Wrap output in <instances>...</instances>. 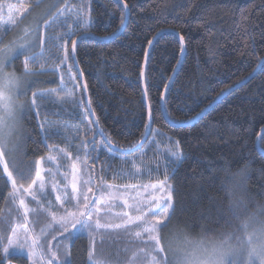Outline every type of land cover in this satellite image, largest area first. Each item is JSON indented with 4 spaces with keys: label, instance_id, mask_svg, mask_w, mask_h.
<instances>
[{
    "label": "trees",
    "instance_id": "trees-1",
    "mask_svg": "<svg viewBox=\"0 0 264 264\" xmlns=\"http://www.w3.org/2000/svg\"><path fill=\"white\" fill-rule=\"evenodd\" d=\"M20 1L30 5L35 2ZM121 1L129 9L123 33L109 41L87 39L79 42L77 56L100 127L114 143L125 148L141 141L145 132L147 109L141 84L142 69L149 41L157 34L170 31L184 37L186 55L164 103L168 118L175 124H184L197 117L224 92L249 77L264 58V0ZM92 16L94 36L108 38L121 29L125 11L116 0H92ZM180 54L178 38L172 33L162 35L148 58L145 87L151 108V129L159 132L158 148L164 150L178 141L187 157L176 173L173 175L169 170L168 176L175 190L174 218L190 221L197 217L216 190L213 170L226 162L233 168L248 163L253 169V192L264 193V154L256 148L257 138L264 129V64L249 83L227 95L202 118L190 126L174 128L162 114L161 98ZM20 62L18 59L15 64ZM42 111L49 113V121L79 124L78 112L68 115L51 103L45 104ZM54 112L57 114L52 115ZM43 119L42 115L33 113L23 121L30 156L46 154L43 146L37 150L32 142L33 137L37 140L41 137L38 125ZM151 140L149 136L147 141ZM50 143L66 146L62 136L53 137ZM151 147L145 143L146 149ZM260 150L264 152V134ZM69 151L75 158L76 150L69 148ZM105 158L102 153L96 166L106 169L100 173L103 182L115 188L165 179L162 166L159 172L154 170L151 175L116 176L122 161L116 158L105 164ZM158 158V152L149 150L146 164L155 169ZM2 183L0 181V186ZM100 183L98 179L96 184ZM4 195L0 187V206ZM119 247L118 244L103 247L98 244L96 251L99 256L114 260ZM68 248L70 255L66 264H90L86 237L74 240ZM63 252H60L62 258ZM120 258L122 262L127 255L121 251ZM0 264L4 261L0 260ZM7 264H29V261L12 255Z\"/></svg>",
    "mask_w": 264,
    "mask_h": 264
},
{
    "label": "snow or ice",
    "instance_id": "snow-or-ice-1",
    "mask_svg": "<svg viewBox=\"0 0 264 264\" xmlns=\"http://www.w3.org/2000/svg\"><path fill=\"white\" fill-rule=\"evenodd\" d=\"M44 2L35 0V7ZM8 8L7 23L14 26V32L19 29V34L9 40V33L0 30V181L3 182L0 187L5 192L0 206V260L7 264L9 253L15 251L26 252L30 264H54V261L66 264L70 255L68 245L86 237L90 264H167L163 233L176 214L175 190L168 172L174 175L187 157L178 141L164 150L158 148L159 132L149 127L150 106L149 124L145 125L142 140L126 148L113 142L100 127L98 117L93 119L95 109L91 96L87 95L88 82L83 79L77 56L78 40L83 43L89 37L95 39L92 0H60L50 4L53 11L23 28L18 17L28 8L17 10V16L11 15L12 5ZM124 8L127 9V4ZM124 23L122 16L121 25ZM179 40L183 55L184 37L179 36ZM20 58L22 68L17 73L15 63ZM45 76L55 78L56 86L43 87L47 81L40 78ZM48 103L68 115L78 112L79 124L49 121V113L42 111ZM163 110L167 113L166 104ZM33 113L44 117L38 125L41 137L39 140L33 137L32 142L37 150L43 146L45 155L28 153L23 120ZM56 136H62L65 147L50 143ZM148 136H152L151 141H147ZM145 142L152 147L146 149ZM69 148L76 150L75 158ZM149 150L159 154L155 169L145 161ZM102 153L105 164L116 158L122 161L116 176L151 175L162 166L165 179L143 186H121L117 193L127 194V198H122L113 192V185L103 182L100 173L106 169L96 166ZM61 168L66 171L61 172ZM117 206L123 211L114 212ZM57 236L63 239L54 247L51 241ZM98 244L120 245L116 258L99 256ZM121 251L127 255L122 262Z\"/></svg>",
    "mask_w": 264,
    "mask_h": 264
},
{
    "label": "clouds",
    "instance_id": "clouds-1",
    "mask_svg": "<svg viewBox=\"0 0 264 264\" xmlns=\"http://www.w3.org/2000/svg\"><path fill=\"white\" fill-rule=\"evenodd\" d=\"M248 163L215 168L216 190L194 220L164 230L167 264H264V193Z\"/></svg>",
    "mask_w": 264,
    "mask_h": 264
},
{
    "label": "rangeland",
    "instance_id": "rangeland-1",
    "mask_svg": "<svg viewBox=\"0 0 264 264\" xmlns=\"http://www.w3.org/2000/svg\"><path fill=\"white\" fill-rule=\"evenodd\" d=\"M59 2H60V0H45V2L40 7H35V2L32 4L31 7H29L30 4H25L24 2H22L20 0H0V6H2V7H0V30L6 31L7 33H9V35L7 37L9 40L13 39L15 36H17L19 34V29L14 32V31H12V28L14 26L11 25L10 23H7L8 16L10 14L8 5L13 6V8L11 10V15H13V16L18 15L17 10L22 11L23 8H25V7L28 8L27 12H24L22 16L18 17V24H19L20 28H23V27H29L32 24H34L37 20H42L43 18H45L51 11L54 10V9L49 8V5L50 4L55 5ZM20 59L22 60V58H20ZM21 68H22L21 62L17 65L15 64V70L17 71V73L20 72ZM40 79L47 81V83L42 85L43 87H50V86H53L55 83H57L55 78H49L47 76L41 77ZM23 126H24V124H23ZM174 145L175 144L173 143L171 146H174ZM61 163H63V161H61ZM78 167H82V166L78 165ZM60 171L64 172V171H66V168H61ZM57 180L61 181V178L58 176ZM61 183H62V181H61ZM153 183H156V182H153ZM153 183H149V184H153ZM145 185H148V184H145ZM138 186H143V185H138ZM117 189H120V188L114 187L113 192L117 193ZM140 191L143 192L142 187L140 188ZM93 192H96L95 187L93 188ZM117 194L121 195L122 198H127V194H124L122 192L117 193ZM144 194L147 195V193H144ZM89 195H92V193H89ZM113 211L114 212H120V211H123V209L117 206V207L113 208ZM62 239H63V237L57 236L55 240L51 241V243L55 247L57 242L62 240ZM63 250H64V248L62 246L60 252ZM12 255L23 257V258H26L28 260L26 252L24 254H20L19 252H15V251L10 252L8 257H10ZM29 264H30V262H29ZM54 264H55V261H54Z\"/></svg>",
    "mask_w": 264,
    "mask_h": 264
},
{
    "label": "water",
    "instance_id": "water-1",
    "mask_svg": "<svg viewBox=\"0 0 264 264\" xmlns=\"http://www.w3.org/2000/svg\"><path fill=\"white\" fill-rule=\"evenodd\" d=\"M121 6L122 8L124 9L125 11V23L124 25L121 27V29L113 36L111 37H108V38H98V37H95V39H93L92 37H89L88 39H93V40H96V41H99V42H104V41H109V40H113V39H116L118 38L122 33L123 31L125 30L127 24H128V19H129V9H125L124 8V3L121 1V0H116ZM166 33H172L174 34L178 40H179V36L174 33V32H170V31H167V32H161L159 33V35L157 34L153 40L151 41V45H149L148 49H147V59H146V56H145V60H144V63H143V69H142V78H141V84H142V91H143V98H144V102H145V105H146V109H147V124H149V120H148V112H149V104H148V101H147V95H146V92H145V73H146V66H147V62H148V58L150 56V53H151V50H152V47L153 45L155 44V42L164 34ZM80 41L78 40L77 41V44L79 43ZM180 42V40H179ZM180 45H181V42H180ZM182 46V45H181ZM183 47L185 49V45H184V42H183ZM186 50V49H185ZM185 55H186V52L182 55L180 54V58H179V62L169 80V82L167 83V86L165 87V90L163 92V95H162V98H161V111H162V114L166 120V122L171 126V127H174V128H181V127H187V126H190L192 125L194 122H196L197 120H199L200 118H202L205 114H207L218 102H220L223 98H225L227 95L231 94L232 92L236 91L237 89L245 86L247 83H249L255 76L256 74L259 72V70L261 69V67L263 66L264 64V58L263 60H261V62L259 63V65L257 66V68L255 69V71L249 76L247 77L246 79H244L242 82H240L239 84H237L236 86L232 87L231 89L227 90L226 92H224L216 101H214L209 107H207L205 110H203L197 117H195L194 119H192L191 121L187 122V123H184V124H175L173 123L167 116V114L164 112L163 110V106H164V103H165V99H166V95L168 93V90L174 80V78L176 77L178 71L180 70L181 66H182V63L184 61V58H185ZM84 79V77H83ZM82 91H84L82 89ZM87 95H88V91H87ZM96 117L94 116L93 119H95ZM149 127L151 128V123L149 125ZM264 134V131H261L258 138H257V141H256V148L258 149L259 152L263 153V151L260 150V140L262 138ZM149 139V136L147 137V140ZM146 143V142H145Z\"/></svg>",
    "mask_w": 264,
    "mask_h": 264
}]
</instances>
